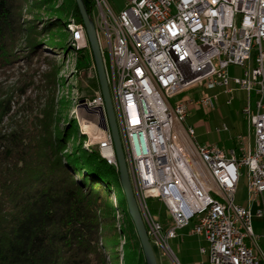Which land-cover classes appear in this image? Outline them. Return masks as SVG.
I'll return each instance as SVG.
<instances>
[{"label":"built area","instance_id":"2783aa9c","mask_svg":"<svg viewBox=\"0 0 264 264\" xmlns=\"http://www.w3.org/2000/svg\"><path fill=\"white\" fill-rule=\"evenodd\" d=\"M95 8L107 47L102 58L111 101L151 245L175 262L168 240L190 224V232L206 240L200 251L210 264H263L264 0H128L118 13L108 0H95ZM79 29L80 41L89 46L83 24ZM230 66L243 67L242 75H232ZM196 86L200 98L169 100ZM216 89L247 93L242 113L250 134H238L229 154L215 144L195 143L194 128L182 125L190 106L213 107ZM84 104L94 133L102 131L95 144L117 166L106 111L98 114L105 107L100 90ZM243 168L246 204L236 202ZM148 198L162 203L170 227L154 219ZM254 218L263 221L260 234Z\"/></svg>","mask_w":264,"mask_h":264},{"label":"rangeland","instance_id":"374dc122","mask_svg":"<svg viewBox=\"0 0 264 264\" xmlns=\"http://www.w3.org/2000/svg\"><path fill=\"white\" fill-rule=\"evenodd\" d=\"M127 1L108 0V6L112 12L118 13ZM17 3V25L7 37L4 54L0 58V132L9 129L17 119L51 110L55 133L69 125L67 152L77 146L87 151L97 150L95 141L100 136L90 130L92 118L84 101L93 98L100 89L90 45L84 46V42L79 39L82 23L75 13V1L18 0ZM91 3L90 14L93 17L96 15L95 0ZM94 22L99 28L96 16ZM50 23H53L52 26H48ZM97 31L103 58H107L103 32L100 28ZM229 70L232 75L241 76L244 68L230 66ZM48 80L54 84L50 85ZM200 90L201 87L196 86L188 94L183 92L173 95L169 100L174 102L186 97L198 99L202 95ZM230 98L231 103L226 104ZM250 101L253 107L254 97ZM246 103L245 91L234 89L230 94H225L220 90L212 108L190 106L182 125L194 128L192 140L195 143H215L229 154L230 149L236 147V135L247 137L250 134L246 116L242 113ZM82 124H90V128L88 125L82 127ZM223 125L227 126L226 130ZM242 171L236 202L246 204L247 175L245 168ZM119 186L111 187V191L106 193L104 206L99 210V214L105 217L104 226L110 232L103 239L112 245L107 251L110 264H127L125 258L134 255L141 254L144 257L134 225L121 205ZM147 203L154 219L164 229L172 225L161 202L156 198H148ZM262 224L260 219H253L256 233H262ZM190 227L189 224L179 229L177 238L168 240L169 248L178 257L180 253L177 245L186 240H198L197 235L190 233ZM259 244L263 248L262 240ZM152 247L156 259L166 256L162 248ZM167 258L170 257L167 255Z\"/></svg>","mask_w":264,"mask_h":264},{"label":"trees","instance_id":"16d2710c","mask_svg":"<svg viewBox=\"0 0 264 264\" xmlns=\"http://www.w3.org/2000/svg\"><path fill=\"white\" fill-rule=\"evenodd\" d=\"M91 1L84 0L89 13ZM17 2L0 0V58L17 25ZM74 6L83 24L76 1ZM52 116L44 110L0 132V264H110L112 245L103 241L110 232L99 210L120 184L118 170L97 150L67 152L69 125L55 133ZM143 258L125 262L146 264Z\"/></svg>","mask_w":264,"mask_h":264},{"label":"water","instance_id":"95a60500","mask_svg":"<svg viewBox=\"0 0 264 264\" xmlns=\"http://www.w3.org/2000/svg\"><path fill=\"white\" fill-rule=\"evenodd\" d=\"M75 1L78 10L80 12L83 21V26L91 48V53L93 56V61L99 83V89L104 100L106 117H107L109 129L111 131L113 146L118 164L119 182L125 196L127 210L133 222L136 234L138 236L146 264H158L128 174L125 154H124V150L119 134V129L111 101L110 91L108 87V82H107L103 58H102V52H101L94 20L91 14L88 12L84 4V0H75Z\"/></svg>","mask_w":264,"mask_h":264},{"label":"crops","instance_id":"0c3cea01","mask_svg":"<svg viewBox=\"0 0 264 264\" xmlns=\"http://www.w3.org/2000/svg\"><path fill=\"white\" fill-rule=\"evenodd\" d=\"M220 90L221 89H216L215 91L220 92ZM252 97H254V99H256L255 95H251L250 100ZM226 104H228V103H226ZM184 140L186 143H188V141H186V139H184ZM205 144H215V143H205ZM187 145L190 146L189 144H187ZM215 145H217V144H215ZM232 149H234V148H232ZM262 223H263V221H262ZM262 227H263V224H262ZM191 234H193V233H191ZM193 235H197V234H193ZM177 236L175 238H171V240H175L177 238ZM197 236H198V240L196 242L186 240V241H183L182 244L177 245V249L179 250L180 257H178L175 254V252H173L174 250L172 251L174 256H175V262L177 264H210L208 261L206 253H202L200 251L201 247L206 248L208 246V244L202 236H200V235H197ZM157 261H158V264H176L170 258L168 259L167 256L161 257V259L160 260L157 259Z\"/></svg>","mask_w":264,"mask_h":264},{"label":"bare ground","instance_id":"6f19581e","mask_svg":"<svg viewBox=\"0 0 264 264\" xmlns=\"http://www.w3.org/2000/svg\"><path fill=\"white\" fill-rule=\"evenodd\" d=\"M85 105V104H84ZM85 108L87 109V106H85ZM98 114H105V107H98ZM88 125V126H87ZM82 124L81 126L82 127H85L86 128V126L88 127V128H90V124ZM90 130L92 131V132H94V128H90ZM96 132V134H97V136H100V138H102V132H100V133H98L97 131H95ZM99 138V137H98ZM97 151H98V153H99V155L105 160V162L108 164V165H110V166H112L113 168H115L116 170H118V164H117V166H116V164L114 163V161L112 160V158H110V157H108L105 153H103V152H101V148L99 147V146H97ZM127 170H128V174H129V171H130V164H127ZM139 210H140V208H139ZM140 212H141V215H142V219H143V211L142 210H140ZM145 227H146V230H148V224H145ZM147 233H148V231H147ZM150 237V236H149ZM149 240H150V243H151V237L149 238Z\"/></svg>","mask_w":264,"mask_h":264}]
</instances>
